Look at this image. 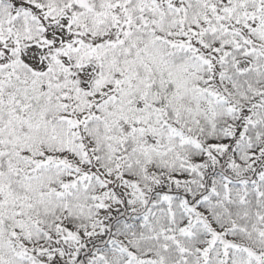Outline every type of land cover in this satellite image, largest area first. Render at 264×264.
Segmentation results:
<instances>
[{"label": "snow or ice", "instance_id": "obj_1", "mask_svg": "<svg viewBox=\"0 0 264 264\" xmlns=\"http://www.w3.org/2000/svg\"><path fill=\"white\" fill-rule=\"evenodd\" d=\"M0 264H264V0H0Z\"/></svg>", "mask_w": 264, "mask_h": 264}]
</instances>
